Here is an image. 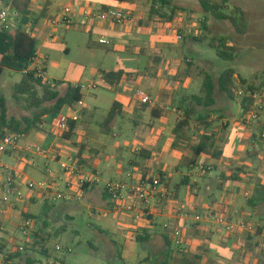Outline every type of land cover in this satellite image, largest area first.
<instances>
[{"label":"crops","instance_id":"0c3cea01","mask_svg":"<svg viewBox=\"0 0 264 264\" xmlns=\"http://www.w3.org/2000/svg\"><path fill=\"white\" fill-rule=\"evenodd\" d=\"M32 1L24 0L18 8V0H8L19 13L28 4L31 19L37 21L33 33L38 43V56L29 68L42 70L50 84L63 83L58 87L62 94L68 85L79 86L85 108L70 140L54 133L52 125L57 115L44 114L41 115L43 128L34 130V136L33 132L21 136V151L6 156L12 159V166H7L18 173L23 191L24 184L35 175L55 181L57 177L52 164L59 165V158L56 160L55 157L69 153L75 154L87 171L101 174L100 184L120 183L125 193L143 180L160 178L170 195L162 202L152 201L149 215L117 212L126 214L130 222L128 228L134 231L129 244L139 241L147 245L152 254L161 257L160 264H247V260L249 264L257 261L264 264V235L230 237L215 224L217 216L233 220L242 213L252 215L254 220L259 217V221H264V167L256 162L249 134L239 127L238 119H232L230 101L234 100L217 87L224 71L215 78L210 61L200 56L196 62L186 56V51L199 55L195 47L197 43L183 35L184 29L180 30L195 28L187 21L189 18H201L197 19L195 15L189 17L184 10V13H176L172 21L152 17L150 9L153 0H71L70 5L77 9L96 12L117 9L132 14L136 21L124 26L96 21L85 24L84 17L79 16L75 26L66 27L54 25L42 9L37 13L38 9ZM50 25L55 26L53 32H49ZM202 28L200 37H205L208 28L206 25ZM59 29L64 32L62 38L67 52L72 43H79L80 50L93 56L91 68L79 54L72 62L54 58L51 49L57 47L55 36ZM178 32L183 35L181 39L177 37ZM247 34L246 31L245 36ZM102 40L107 43L100 44ZM228 46L234 48L232 44ZM51 59L54 65L65 68L66 75L70 70L78 75L73 73L69 78L65 76V80L52 82L47 70ZM120 71L124 73L120 83L113 88L107 86L103 73ZM87 74L92 81L83 86ZM207 74L216 84V105L210 112L195 106L193 100L194 97H202L203 80ZM240 80L245 81L237 73L235 82ZM138 91L146 94L151 103L143 105L136 95ZM116 103L120 105V116L111 128H102ZM47 108L44 111L51 110L52 105ZM194 110L189 124L175 133L177 124L186 119V111ZM128 124L133 129H125ZM203 139H207L206 150L196 158L194 153ZM29 144L41 145L46 155L27 154L23 149ZM40 161L44 162L42 168L36 167ZM200 165L213 170L201 176L197 171ZM243 167H247V173L240 176L242 181L236 180L234 175ZM184 169L188 170L187 174ZM176 178L180 182L172 189ZM96 187L71 192L87 193ZM182 188L187 190L185 200L181 198ZM104 190L103 197L115 211ZM26 194V199L18 202L13 209L4 204L0 207V223L7 227L5 239L3 234L0 241H24L18 240L17 235L23 218L27 216L28 204L36 205L42 200L46 207L41 217L48 219L51 199L39 192ZM16 212L21 213L20 217ZM196 216L202 218L201 222L195 221ZM176 228L182 232V255L175 253L169 239ZM167 241L171 244V255ZM130 257L129 253L126 256L122 253L119 259L128 264ZM153 261L150 253L143 257L141 263L153 264Z\"/></svg>","mask_w":264,"mask_h":264},{"label":"rangeland","instance_id":"374dc122","mask_svg":"<svg viewBox=\"0 0 264 264\" xmlns=\"http://www.w3.org/2000/svg\"><path fill=\"white\" fill-rule=\"evenodd\" d=\"M24 0H18V8H21V3ZM71 0H33V5L37 8V13H40V9L45 11L53 22L58 20L63 9L70 5ZM168 6L161 12L163 15L166 13L169 16L168 8H175L176 13L186 12L190 17L195 15L197 19L189 18L188 22H191V26L194 29L201 28L206 25L208 28L207 33H204L206 40L203 43L196 44V49L199 55L186 51V56H190L194 60L204 58L212 63L211 71L214 73L215 78L221 71L228 69H234L242 76L243 82L246 86H253L256 88L262 87L264 82V0H227L225 8L221 9L224 15L243 14L244 15V28L247 31L244 35H240L233 32L234 28L228 21H223L214 18L210 14H206L201 8L198 0H165ZM212 3L221 5L223 0H211ZM160 5L161 2L159 1ZM71 6V5H70ZM7 10L14 18L15 13L19 16L18 9L11 2L4 5H0V12ZM183 12V13H184ZM17 23V18L15 20ZM19 27V22L18 26ZM55 26L50 25L49 32L54 31ZM1 29V24H0ZM16 30H12V33ZM235 31V30H234ZM236 33V34H235ZM64 32L59 29L56 33L55 41L58 43L56 48L51 49L54 54V58L65 59L68 61H74L79 54L91 68L94 63V58L91 54L84 50H80V44H72L69 46V52L66 51L63 43L62 36ZM227 44H232L234 48L228 46L227 50L233 53V60L220 59L217 55V50L209 46L211 41L222 40ZM230 41V42H229ZM82 42V41H81ZM80 42V43H81ZM231 49V50H230ZM69 54L68 57H66ZM201 56V57H200ZM53 59L47 65L48 76L52 80H65V76H71L73 73H78L70 70L66 75L65 68L63 66H56L52 63ZM22 74L5 71L0 78V97L4 98L8 108L10 117L18 120L22 118L34 119L36 116H43L45 109L49 104H45L39 107H35L31 104L30 96L14 98V88L22 81ZM92 81V77L87 74L84 80L83 86H86L88 82ZM232 104V119L240 120L242 118L240 102L234 98V101H230ZM120 126H124L120 125ZM124 128V127H123ZM51 127L49 128V130ZM125 129H133L131 125H127ZM34 136L35 133L33 132ZM33 137H31L32 139ZM130 158V157H129ZM4 164L12 166V159L9 157L4 158ZM44 162L40 161L36 163V167H43ZM103 168V165H101ZM52 170L56 173V182L60 192L66 196H70L69 201H55L51 200L50 207L51 212L48 215V219L41 217L45 203L39 200L38 204H28L26 207L25 215L33 216L29 218L32 220V226L30 235L25 238L22 233L18 232V240H24L23 242L11 243L5 239L0 241V264H6L5 259L9 255L15 254L16 247L24 248L21 251V257L13 262V264H29L28 258L36 263L32 264H124L119 259L120 254H130L128 258V264H142L141 260L147 254L151 253L153 258V264H160L161 257L158 254H152V250L140 242H133L129 244L130 237L134 231L128 228L129 223L127 221L126 214H120L111 210L110 202L103 197L102 192L105 188L104 184H99L96 188L88 191L87 193H77L67 190L66 184L68 179L61 171L60 165L52 164ZM247 167H243L234 175L236 180L242 181L240 176L247 173ZM187 174L188 170L184 169ZM35 182L50 181L45 176L35 175L30 177ZM179 178H176L172 182V189H175L179 184ZM187 190L182 188L181 198L185 200ZM4 206L0 201V207ZM245 205V209H247ZM252 210V209H251ZM19 217L20 212H16ZM124 213V212H123ZM243 214V213H242ZM240 214L237 219L229 220L237 222L239 220H247L255 224L264 225V221H259V217L254 220L252 215ZM35 217V218H34ZM227 218V217H226ZM264 219V218H263ZM28 218H23V221ZM45 223L47 227L45 226ZM7 227L5 224L0 223ZM20 229V228H19ZM44 231L47 234L41 235V239L44 238L42 247L48 252V257L42 254V247L34 245L35 242H41V239H35L36 233L40 235V231ZM49 230V231H48ZM34 231V232H33ZM136 231V229H135ZM136 233V232H135ZM50 235V236H49ZM31 237H33L31 239ZM37 238V237H36ZM162 243V242H161ZM3 246V248L1 247ZM34 245V246H33ZM130 246V247H129ZM56 247H59L61 251H56ZM27 249V251H25ZM251 258L252 255H250ZM257 257V256H256ZM257 259V258H256ZM126 261V262H127ZM172 263V262H170ZM247 260V264H249ZM257 261L254 264H260ZM263 264V263H261Z\"/></svg>","mask_w":264,"mask_h":264},{"label":"built area","instance_id":"2783aa9c","mask_svg":"<svg viewBox=\"0 0 264 264\" xmlns=\"http://www.w3.org/2000/svg\"><path fill=\"white\" fill-rule=\"evenodd\" d=\"M5 2H0V5H4ZM79 16L84 17L85 24L91 21H96L101 24L112 23L119 26L128 24H134L135 18L132 14L126 13L117 9H113L107 12H96L90 10H81L73 6H66L58 20L54 22V25H63L66 27L75 26ZM17 18V23L15 22ZM19 17L15 13L14 18H11L7 10L0 12V24L1 28L6 31L12 32V30L18 29ZM184 29V36L188 37H200L202 34L201 28H181ZM34 32V31H33ZM181 32H178L177 37L182 38ZM34 38V33L32 34ZM35 39V38H34ZM107 42L102 40L100 44H106ZM38 54H36L34 61ZM36 71L34 77L45 78V74L42 70H31L28 68L24 74L32 73ZM96 86H93L95 89ZM232 94L236 100L240 102V109L242 118L239 120L238 125L242 130L249 134L252 152L256 155V162L259 166L264 167V88L252 91L250 86L243 85L242 82H236L232 89ZM140 102L143 105L151 103L150 98L142 91L136 93ZM245 103L243 107L242 104ZM85 108V102L81 101L75 103L69 113H62L55 117L52 128L54 133L62 138L63 135L71 132L72 126L79 122L81 113ZM43 127L41 126V129ZM21 136L10 134L0 139V201L9 208L16 207L18 202H22L26 199L27 193H42L44 197H48L55 201H69L70 196L60 192L58 183L56 181L46 182H35L28 180L25 184V192L21 187V182L18 173L5 165L3 162L4 157L17 154L21 151L20 147ZM27 154L30 155H46L45 149L41 145L29 144L23 149ZM59 158V165L64 176L68 179L66 184L67 190L71 191L78 189L80 191L85 187H95L101 182V174L97 172L87 171L81 164L80 159L72 153L67 155H58L55 157ZM211 167L200 165L197 167L199 175L204 176L212 172ZM105 194L113 205V209L116 212L125 213H143L148 214V210L151 208L152 201L158 200L162 202L169 195V189L163 183L160 178L153 180H143L138 185L132 187L128 193L124 192V187L120 183H107L105 185ZM200 216L195 217L196 222H201ZM215 224L222 228L230 237H238L244 235H256L260 231L261 235H264V225L255 224L247 220H239L237 222L229 221L223 216L215 217ZM32 226V220L28 219L22 222L20 226V232L27 238L30 235ZM4 226L0 225V239L5 233ZM172 247L176 254L182 255L183 250V239L182 232L179 229H174L170 235ZM23 251V248H21ZM56 251H61L59 247H56Z\"/></svg>","mask_w":264,"mask_h":264},{"label":"trees","instance_id":"16d2710c","mask_svg":"<svg viewBox=\"0 0 264 264\" xmlns=\"http://www.w3.org/2000/svg\"><path fill=\"white\" fill-rule=\"evenodd\" d=\"M114 1L123 2V0ZM159 1L161 2V5ZM0 2H8V0H0ZM198 2L206 14H210L211 16L219 20L228 21L234 28L235 32L240 35H244L246 33V30L243 25V14L237 13L236 15L235 13L228 16L220 12L221 9L225 8L227 0H223V3L221 5L214 4L211 0H198ZM167 6L168 4L165 0H153L150 9V16H158L162 19L172 21L176 15L175 8H168L169 16L166 13L164 15L161 13L163 12V10H166L165 8ZM28 8L29 6L27 4L26 9L19 13V27L15 32L12 33L6 31L3 28L0 29V78L6 70L9 72L22 74V81L17 84L14 88V98L17 99L19 98V96H30L31 104L35 107H39L45 104H51V110L45 111V114H49L52 116H56L62 113H69L70 110L73 108V105L83 99L81 95V88L79 86L68 85L65 92L62 94L60 93V91H58V87L62 86L63 83L53 82L50 84L45 78L36 79L34 77L36 71L24 74V72L28 70L30 65L33 63V60L35 59L36 54L38 53V43L32 37L33 31L37 25V21L31 19ZM191 39L197 44L203 43L206 40L205 37H191ZM209 46L217 50V55L220 59L233 60L234 55L233 53H231L233 49H230L231 51H228V44L227 42L223 41V39L220 40V43L219 41L213 40L210 42ZM236 74L237 72L234 69H228L220 75L217 82V87L219 91L224 93L231 100H234V96L231 91L236 83ZM123 75L124 73L122 71L113 73H103V80L107 86L113 88L114 86H117L120 83ZM262 88H264V82L262 83V87L259 88L250 86V89L252 91H257ZM215 90L216 84L212 76L207 74L203 80L202 97L193 98L195 106H201L205 108L208 112H210L216 105V101L214 98ZM245 103L246 102L242 104L243 107L245 106ZM194 113L195 110L191 112L186 111V119L177 124L175 128V133H177L189 124L188 120ZM119 116L120 105L116 103L113 105L112 110L107 115L102 125V128H111ZM41 125V116H36L34 119L24 117L20 120L10 117L6 101L4 98L0 97V139L10 134L18 136H28L34 130L41 129ZM74 128L75 124L72 126L71 132L69 134L63 135L62 138H64L65 140H70L72 138ZM206 142L207 139H203L198 149H196L194 153V156L196 158L200 156V154L205 152L206 149L204 146ZM86 189L87 187L83 188V190ZM26 218L29 219L33 217L26 216ZM39 233L41 234H35L37 237H35L36 240H38V238L41 239V235L47 234L42 230ZM258 234H260V231L258 232ZM44 242L46 241L44 238H42L41 242L37 241L34 243V245L36 244V246L42 247V244ZM167 245L169 248V254L171 255L172 250L169 241H167ZM42 250V254L45 257H48V252L45 247H42ZM16 251L17 252L15 254L9 255L8 258L5 259L6 264H13L15 260L21 257V247H16ZM25 251H27V249H25ZM28 262L29 264L36 263L35 261L30 260L29 258ZM38 263L42 264L40 262Z\"/></svg>","mask_w":264,"mask_h":264}]
</instances>
